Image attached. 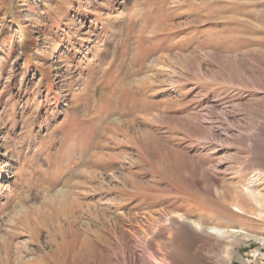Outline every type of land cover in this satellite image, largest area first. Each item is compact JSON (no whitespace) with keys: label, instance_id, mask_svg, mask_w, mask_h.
I'll return each instance as SVG.
<instances>
[{"label":"rangeland","instance_id":"1","mask_svg":"<svg viewBox=\"0 0 264 264\" xmlns=\"http://www.w3.org/2000/svg\"><path fill=\"white\" fill-rule=\"evenodd\" d=\"M228 259L264 264V0H0V264Z\"/></svg>","mask_w":264,"mask_h":264},{"label":"bare ground","instance_id":"2","mask_svg":"<svg viewBox=\"0 0 264 264\" xmlns=\"http://www.w3.org/2000/svg\"><path fill=\"white\" fill-rule=\"evenodd\" d=\"M242 213V212H238ZM195 229L197 232H201L205 235L215 236L216 238L225 241V243L230 244L232 242V239L239 236L241 233L234 229H226V228H219L216 226H204L200 224L199 222H191L189 223ZM227 251L229 249H226ZM223 264H230V259L223 262Z\"/></svg>","mask_w":264,"mask_h":264}]
</instances>
